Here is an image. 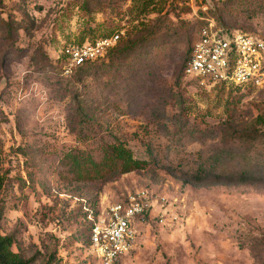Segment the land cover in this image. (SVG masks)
Here are the masks:
<instances>
[{
	"label": "rangeland",
	"instance_id": "1",
	"mask_svg": "<svg viewBox=\"0 0 264 264\" xmlns=\"http://www.w3.org/2000/svg\"><path fill=\"white\" fill-rule=\"evenodd\" d=\"M206 17L264 37V0H0V231L15 252L32 264H98L88 227L140 192L150 211L117 264H264V89L182 72ZM106 28L122 40L154 31L151 53L63 76L60 41ZM99 138L125 141L148 167L102 185L77 180L72 158ZM231 149L255 160L252 179L185 181L221 169L215 158Z\"/></svg>",
	"mask_w": 264,
	"mask_h": 264
},
{
	"label": "built area",
	"instance_id": "2",
	"mask_svg": "<svg viewBox=\"0 0 264 264\" xmlns=\"http://www.w3.org/2000/svg\"><path fill=\"white\" fill-rule=\"evenodd\" d=\"M64 4L76 0H60ZM208 7L203 6L206 10ZM123 30L97 38L60 41L57 58L64 75H71L87 61L104 57L121 39ZM185 74L202 85L219 82L241 87L264 88V38L250 32L231 29L206 17L193 42ZM145 195L138 192L127 201L111 204L107 214L94 222L90 240L98 264H117L130 253L138 237L139 222L144 220L150 206Z\"/></svg>",
	"mask_w": 264,
	"mask_h": 264
},
{
	"label": "trees",
	"instance_id": "3",
	"mask_svg": "<svg viewBox=\"0 0 264 264\" xmlns=\"http://www.w3.org/2000/svg\"><path fill=\"white\" fill-rule=\"evenodd\" d=\"M88 3V1H87ZM83 8L86 10L87 5L84 3ZM218 24L221 21L217 22ZM201 27V26H200ZM240 30V29H235ZM117 31L115 28H106L103 30L101 34L98 36H90V41H94L97 38H101L107 35H110ZM243 31V30H241ZM94 33V31H90ZM154 31H143L142 33H138L133 37H129L126 40L120 39L117 45L110 49L108 53L102 57L98 58L94 61H87L81 66H79L73 74L71 75H63L66 77H72L76 74L81 75L91 66L101 64L105 61H111L113 63L124 61L129 59L133 54L136 52L140 53L144 51V53H151V49H146L150 46V40ZM259 35V34H257ZM261 36V35H259ZM263 37V36H261ZM264 38V37H263ZM86 37H82L77 39L78 42H84ZM194 42V40H193ZM192 45L189 49V55L187 57V61L191 56L192 53ZM186 61V63H187ZM186 63L182 66V72L185 73V66ZM55 65L58 67L59 71L61 72V63L59 59L55 58ZM182 74L179 75L178 82L180 83ZM217 84L226 86L225 83L219 82ZM228 86H233L235 88H243L241 86L229 84ZM253 86L244 87L251 89ZM264 89V88H262ZM77 101V110L79 111L80 116H84L82 121L86 120V113H82L85 111L86 104L84 99L76 96ZM178 104L180 108V114L185 116V105L186 99L183 94L177 95ZM78 121L75 120L73 122L74 125H77ZM202 129V127H201ZM3 145L0 138V195L2 189L4 187L5 178L2 173V155H3ZM150 160H146L143 158H136L133 154V151L128 146L125 141H121L116 139L114 142H107L104 139L99 138L98 141H95L91 144V147L88 151L78 152L75 157L72 158V164L74 166V176L77 180H84L91 184L102 185L107 181H110L122 173L129 172L132 170H141L146 169L148 167V163ZM216 164L220 165L222 168L219 170L216 169H208L203 168L197 170V172L188 180L195 183H202V179L204 178H213L214 182H245L257 174L256 170V162L255 160L248 156L247 154L235 150H227L221 153H218L215 161ZM195 179V180H194ZM1 221V216H0ZM92 227L93 223L88 227V241L90 244L91 235H92ZM15 240L12 235H4L0 231V264H32L31 259L24 258L20 253L15 252L13 250V245ZM91 247V246H90Z\"/></svg>",
	"mask_w": 264,
	"mask_h": 264
}]
</instances>
